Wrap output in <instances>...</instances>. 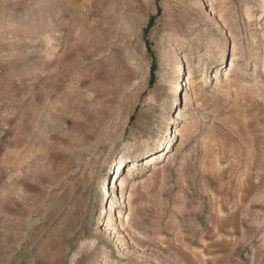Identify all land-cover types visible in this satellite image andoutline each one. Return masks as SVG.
<instances>
[{
    "label": "rangeland",
    "instance_id": "1",
    "mask_svg": "<svg viewBox=\"0 0 264 264\" xmlns=\"http://www.w3.org/2000/svg\"><path fill=\"white\" fill-rule=\"evenodd\" d=\"M93 262L264 264V0H0V264Z\"/></svg>",
    "mask_w": 264,
    "mask_h": 264
},
{
    "label": "bare ground",
    "instance_id": "2",
    "mask_svg": "<svg viewBox=\"0 0 264 264\" xmlns=\"http://www.w3.org/2000/svg\"><path fill=\"white\" fill-rule=\"evenodd\" d=\"M217 22L215 23L214 21V25H216ZM225 50L222 49L218 52V54L214 57V60L216 61H223L224 58H225ZM205 67V66H204ZM194 70L192 68H189V77H188V80L189 82L192 84L193 81H190L193 77H194ZM207 75H204V77H206ZM185 81V79H184ZM181 89H182V85L180 83H178V85H176V90H177V93H181ZM168 132V131H167ZM167 135V133H166ZM165 141V135L159 137L158 139H155L151 144L150 143H146L144 145V148H143V151L145 152L146 154V160L152 158L155 156V154L161 149L163 143ZM154 160V159H152ZM121 162H123V158L121 159ZM136 167V163H133V165H129L127 167V173H126V177L127 178H130L132 175H133V172H134V169ZM119 170V168H118ZM119 182V183H118ZM117 184H119V186L121 187V197L119 199V203L123 206H127L126 203H127V198H124V188H125V181L124 180H121L118 178L117 182H115L113 180V189H115L117 187ZM113 194H115L113 192ZM113 199H111V202H110V210L113 212ZM128 205L131 207L132 205V202L130 201V197L128 199ZM121 211L118 212V217H121ZM128 219V217H127ZM92 245L95 246V243H92ZM109 260V258H106V262ZM95 262H98V261H95ZM95 262H93L92 264H94ZM105 262V263H106Z\"/></svg>",
    "mask_w": 264,
    "mask_h": 264
}]
</instances>
